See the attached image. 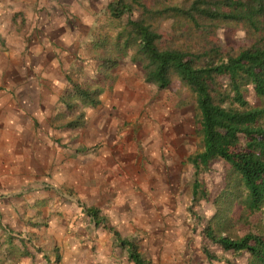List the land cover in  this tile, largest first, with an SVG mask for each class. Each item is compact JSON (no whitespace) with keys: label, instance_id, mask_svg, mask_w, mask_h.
<instances>
[{"label":"rangeland","instance_id":"obj_1","mask_svg":"<svg viewBox=\"0 0 264 264\" xmlns=\"http://www.w3.org/2000/svg\"><path fill=\"white\" fill-rule=\"evenodd\" d=\"M63 1L36 4L53 17L61 16L68 26L78 20V38L68 37L69 43L60 46L53 37H41L40 29L22 42L25 49L55 46L48 57L59 64V71L20 69L19 82H0V99L12 94L14 100L0 101V148L5 144L14 149L0 154L6 180L0 183V218L7 201L27 197L34 189L33 179L16 180L20 173L34 172V180L45 179L42 189L53 190L48 181L57 164L76 157L85 161L91 155L96 200L86 203L74 191L88 183L86 177L72 176L56 196L58 202L73 201L80 211L84 221L77 217L70 220L73 225L86 222L88 207L101 208L96 207L98 216L105 220L97 230L111 236L108 254L119 263L132 264L127 259L132 251L144 264H250L247 251H225L207 233L230 239L253 235L264 242V204L252 213L243 208L246 192L224 160L198 169L188 162L202 150L195 95L181 78H172L166 88L147 82L146 61L136 52L139 42L128 21L142 22L159 35L160 50L184 52L195 66H205L264 46V15L255 19L256 27H248L192 11V17L164 11H189L200 2V8L228 12L223 0H123L131 11L115 18L109 7L119 0H66L72 5L58 7ZM75 87L96 92L98 103L85 104ZM211 89L214 103L223 108L264 109V100L249 83L240 88L244 106L226 75L216 77ZM259 124L264 126V117ZM239 139L238 149L244 148L245 139ZM5 228L0 232V264H14L25 239Z\"/></svg>","mask_w":264,"mask_h":264},{"label":"trees","instance_id":"obj_2","mask_svg":"<svg viewBox=\"0 0 264 264\" xmlns=\"http://www.w3.org/2000/svg\"><path fill=\"white\" fill-rule=\"evenodd\" d=\"M198 3H193L189 11L178 8L164 11L184 17H192V11L211 20L243 22L248 27H256V20L264 15V0H223L222 6L228 8V12H221L219 8H200ZM109 11L118 18L129 13L131 7L119 0L117 5L109 7ZM128 24L139 42L136 52L146 61L147 82L166 88L172 78H181L195 95L202 150L190 157L188 162L198 169L200 166L206 168L214 159L224 160L246 192L241 202L243 208L250 213L259 210L264 204V126L259 124L264 117V109L223 108L214 103L211 88L216 77L226 75L230 89L241 106H244V102L240 88L247 83L253 86L255 95L264 100V46H252L218 65L195 66L184 52L160 50L156 45L160 36L149 26L130 20ZM74 89L75 95L85 104L98 103L96 92L77 87ZM240 137L245 139V147L238 149ZM197 188L195 184L194 195ZM87 212L94 217L96 224L100 223L96 210L90 209ZM207 237L225 251H247L252 258L250 264H264V242L259 237L245 235L238 239L217 238L211 233H207ZM122 243L127 244L125 241ZM128 259L134 264H144L132 251L128 253Z\"/></svg>","mask_w":264,"mask_h":264},{"label":"crops","instance_id":"obj_3","mask_svg":"<svg viewBox=\"0 0 264 264\" xmlns=\"http://www.w3.org/2000/svg\"><path fill=\"white\" fill-rule=\"evenodd\" d=\"M78 1L82 3V0ZM36 2L37 0H0V82H19L20 69L35 68L45 73L50 69L52 72L59 71V64L53 63V66L48 57L55 46L25 49L26 47L22 45L24 38L32 32L42 29L39 32L41 37H53L62 46L61 44L69 43L68 37L74 40L82 31L78 20L74 27L68 26L64 24L61 16L49 15L45 8ZM66 3L72 5L65 0L64 3L60 2L58 7H66ZM43 77L46 78V74ZM3 100L11 104L14 101L12 94L0 99L1 102ZM12 108L14 109V106ZM1 146L0 154L11 149L8 148L11 145ZM82 158L76 157L69 159L68 164L56 165L55 175L48 181L51 184L49 187L52 186L53 190L42 189L41 180L45 181V179L40 177L39 180H34L36 177L34 172L32 176L31 171H27L26 176L20 173V179H16L17 181L23 179L22 177L28 181L33 179L34 189L27 194V197L7 201V211L0 218L1 228L6 227L5 229L13 233L19 232L22 234L21 238L25 239L20 244L22 253L14 264H125L124 260L119 263L118 257L108 254L109 249L112 248V238L108 233L97 230L100 223L96 224L94 217L85 212L86 222L80 226L73 225L70 220L76 221L77 217L84 221L77 206L72 203L73 201L68 202L65 199L58 202L57 190L61 185L70 183L72 176L77 179L86 177L88 180L84 187L76 186L77 189L75 188L74 191L78 198L89 203L98 197V187L94 181L92 182L95 177L96 163L91 155L86 157L85 161L79 160ZM60 162L61 159H59ZM1 169L3 168L0 165V175L4 173V169ZM31 170H34L33 167ZM4 180V176L1 175L0 183ZM96 207L98 206H90L88 210H96L98 216V209L101 208ZM98 218L100 221L105 220V217L98 216ZM1 228L0 232L3 233ZM90 247L95 249L94 252L89 250Z\"/></svg>","mask_w":264,"mask_h":264},{"label":"clouds","instance_id":"obj_4","mask_svg":"<svg viewBox=\"0 0 264 264\" xmlns=\"http://www.w3.org/2000/svg\"><path fill=\"white\" fill-rule=\"evenodd\" d=\"M240 35H243V33H241Z\"/></svg>","mask_w":264,"mask_h":264}]
</instances>
